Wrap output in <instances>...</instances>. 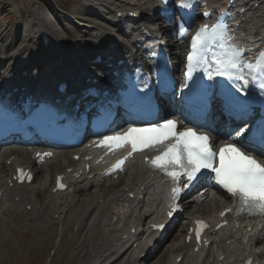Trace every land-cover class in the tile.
<instances>
[{
	"label": "bare ground",
	"instance_id": "6f19581e",
	"mask_svg": "<svg viewBox=\"0 0 264 264\" xmlns=\"http://www.w3.org/2000/svg\"><path fill=\"white\" fill-rule=\"evenodd\" d=\"M94 1H96L95 7H92L90 3V5L82 6L81 9H75L73 12L71 11L68 13L72 17L74 16L76 20H81V23L78 24L79 26L74 24L76 30H73L72 35H74V38L76 39L74 42H71L72 44L70 46L67 45L68 39H64L63 37H53V33L60 34L62 30H60V28L59 30L55 28V25L59 23L53 22L50 18L51 15H48L46 11H42L36 7L31 11H27L30 22L24 26V34L22 38H18L14 41L15 43L12 42L9 44L6 37L0 36V79L9 78L10 82L13 84L12 87L14 88L18 87L21 89V87L24 86L28 87V89H36L46 81L47 77L45 73H42L39 76L36 75L37 72L42 71L41 69L44 63L41 64V61L43 59L52 60L53 56L57 55L60 51H62V53H67V55L57 58L58 63L66 65L67 62L65 57L69 56L71 58L70 62L73 63L74 69H76V71L66 75L65 78L71 79L83 74L84 72H90L91 68H89V65L87 66L85 59L87 57L92 59L93 55L99 54L96 49L104 52L111 45L120 40V38L117 37V32L121 30L118 25L120 19L117 17V14L119 12H125L127 7H132V10L137 14L140 11L151 10L153 7V0H136L139 2L137 5H133L130 2L131 0L124 2L122 0L120 1L122 3H117L116 6L115 2L119 0H105L104 3L106 4L110 1L112 2L110 7H107V5L100 6L102 3L100 1L102 0ZM235 1V4L238 3L248 8V13L246 15L236 16L235 11L239 5L229 8L230 0H217V3L213 5H215V9L219 8L222 12L227 11V13H230L233 21L232 27L234 28L237 37L235 39L237 44L241 48L245 49L248 55L255 57L264 51V1ZM255 4H258L257 8H255ZM141 5H146L147 9L137 7ZM112 7H117V9L114 10ZM100 11H103L106 15L111 14V16L101 22L90 19L96 17L97 20H99L100 17L98 15ZM79 30L84 36L75 34V31ZM43 32L50 33L52 38L55 39V44H51V46L47 48L43 47L45 51H43V48L41 47L38 48V56L36 55L37 57L30 58L32 54L28 55L26 53V48L29 46L31 40H35L37 34H39L42 39ZM20 42H23V45L17 48L16 44H19ZM169 42L173 44V39H170ZM120 45L126 47L124 44ZM90 46L97 47L94 49L93 53L88 52ZM11 50H13L12 53ZM48 55H51V58L48 57ZM117 62L118 60L111 61L113 65ZM49 63L50 61L48 64ZM32 65L40 66L35 73L30 71ZM53 74L56 75V73ZM72 75H74V77H72ZM4 84H6V81L3 82L0 80V89L4 88ZM172 116H177V113L173 111ZM215 139L219 140V136H216ZM82 152L83 158L89 155L84 148H81L76 153L59 151L51 160L47 161L43 165H39L32 159L31 153H24L23 150H19L15 147H7L3 149V151L0 150V172L1 170H5L7 172L14 173V168L16 166H25L26 168H30L34 174L47 170L49 175L41 181L42 185L40 187L37 186L36 190H32V193L40 197L41 200L44 195L49 193L47 207L56 205L57 209L54 213L59 214V221L62 224L61 226L69 229L72 225H76L78 222L79 229L77 232V238L81 235L88 236L82 242V251H85L92 244V242L96 240L98 241L99 245L97 249L92 252V260H90L91 263L109 264L105 260H109V257L114 254L112 257V259H114L111 262L112 264H121L119 262L125 257H128V260L123 262L124 264H128L130 259H132L133 264H143L144 262L148 264L147 261L150 257L140 259L141 254L148 250L143 249V246L146 244L143 234H134V236H130L127 240H124L123 238L124 235L131 232L134 227L136 228V222L144 221V223H146L148 221L149 223H154L157 218H162L158 211L160 210L159 208L166 197L167 183L163 182V179L157 177L155 174H152L151 172L149 173V171L146 170L139 161H137L123 173L126 175L123 188L117 193L112 194L111 192V195L108 196L106 195V191H103L102 193V191H99L100 189L95 191H93L94 189L90 191V189L95 185H101L106 182L115 187L116 184L120 182L123 174L119 175L117 179H102L95 176L93 179L89 180L88 177L92 174L96 175L97 172H95L96 167L93 166V162H88L91 165L92 170L88 173H82L79 177L71 176L67 173L69 172L67 169L63 170L62 173H57L65 174L67 176L70 187L69 190L63 194H53L52 190L55 186L56 175L52 174L51 167L53 165H58L61 161H65L62 162L63 167L69 163H73L74 166H79L80 163L74 162L72 159L73 155ZM17 154L19 156H17ZM8 156H11L10 159H7ZM8 160H11L9 165L6 163ZM80 170L81 167H78L76 171L79 173ZM53 176L54 183L50 191H48V188L50 187V179ZM8 184V180L5 182L2 179L0 180V191H4L2 198H0V217H4V214L9 213L10 211L22 209L25 211L28 206H33L32 213H30L32 214L30 221L35 223L36 227H46L47 220L45 214H43L46 208H39L33 205L32 193H29L28 188L15 187L9 189ZM207 187L208 188L201 190V198L198 197L183 203L184 213L187 216H185V220L191 221L192 217L197 213L198 207H194L196 203L197 205L201 204L204 198L215 201L214 198L207 195L212 189L209 185H207ZM23 190L26 192L24 193ZM88 191L92 192V198H90L91 201L89 202V199H86V202H83L77 207V204L81 200L80 197H82L83 194L88 193ZM132 194H134L137 199H127V196H132ZM219 195H221L219 197H222L223 200L215 203L223 208L216 210L219 207L216 206V209L211 214V219L209 220L217 218L223 210L229 208V205L233 203V200L230 201L231 198L229 195ZM17 198H19V200H17ZM88 216H91V219L89 222H86ZM237 224L238 223L233 222V226ZM239 224L240 226L238 230L233 233V243L228 247H223V243H226L229 240L226 239L221 242L222 244L220 246L217 247V251L221 250V252H219V255L215 258V264H237L239 261H243L247 254L251 257L257 254L255 251L253 252V246L255 242L254 240H257L258 242V240L263 236V234L258 231L262 226L261 222H254L252 225H250V223H246L244 225L242 222H239ZM101 227L104 228V232L101 231ZM251 227V232H247V230ZM148 235L149 237L147 239L152 242L155 241V234L152 235V233H150ZM131 238L136 239V245H134V243L132 245L129 243ZM160 246L161 245L159 244L158 247ZM185 248L186 245H181L178 248H175V250H172V253L176 250H182ZM155 254L156 252L153 254L154 257ZM85 255H88V252L85 251ZM222 255L227 256L226 259L221 260L220 258ZM239 257L241 258L240 260L237 259ZM189 259H193V257H190Z\"/></svg>",
	"mask_w": 264,
	"mask_h": 264
},
{
	"label": "snow or ice",
	"instance_id": "6c2138e0",
	"mask_svg": "<svg viewBox=\"0 0 264 264\" xmlns=\"http://www.w3.org/2000/svg\"><path fill=\"white\" fill-rule=\"evenodd\" d=\"M179 7L190 9L193 4L191 0H180ZM181 30L183 31L182 27ZM231 41L223 17L211 29L207 25L201 26L192 39L191 52L187 56L184 86L187 87V81H193V75L198 70L206 74L208 80L223 77L232 85L235 92L221 85V110L246 121L247 114L256 101L242 99L241 96L248 95L249 77L264 96V52H261L254 62L248 61ZM214 48H218V51H213ZM240 81L244 83L241 84ZM210 87L212 86L203 85L202 80L193 81L192 84V90ZM211 103L212 98L209 95L203 101L201 121L193 127L184 125L182 130H178L177 120L166 119L163 123L150 127H129L126 131L104 135L96 143L112 150L130 146L128 156L118 161L113 170L121 169L134 153L162 146L161 153L147 160V163L177 185L172 189L174 200L182 191L178 186L181 178L187 184L211 179L219 188L239 199L240 208L237 215L264 218V117L258 122H252L251 128L246 121L234 132L229 131L225 136L226 143L214 148L215 138L199 130L210 127ZM260 105L264 108V100L260 101ZM42 155L50 157L52 154ZM205 172L214 176L206 177ZM20 174L23 178L22 170ZM28 179H31L30 175ZM60 187L63 188V185ZM172 207L174 211L179 210L175 203ZM199 227L204 228L205 225L200 223ZM196 234L199 239L200 232L197 231Z\"/></svg>",
	"mask_w": 264,
	"mask_h": 264
},
{
	"label": "rangeland",
	"instance_id": "374dc122",
	"mask_svg": "<svg viewBox=\"0 0 264 264\" xmlns=\"http://www.w3.org/2000/svg\"><path fill=\"white\" fill-rule=\"evenodd\" d=\"M87 1L91 3L94 0L92 1L89 0H85V1L84 0H0V36L6 37V40L8 41L9 44L14 42L18 38H22L24 34L23 32L24 26L30 22V19H28L29 15L27 11H31L35 7L37 9H41L42 11H46V7H47L49 10L46 11V13H48V15H52L50 8H52L55 11L57 9L60 11L61 6L69 4L66 6L73 5L72 7H69V11H74L75 9L76 10L81 9L82 6L89 5ZM109 3L111 4L112 2L110 1ZM116 5H117V1L115 2V6ZM107 7H110V5L107 4ZM137 7H141L142 9H147L146 5H141ZM100 15L105 16L106 14L100 12L98 16ZM107 16H111V14H108ZM57 22L60 24L59 21ZM59 24L55 25V28L58 30L59 28H64V31L62 30L60 34L53 33L52 34L53 37L54 38L63 37L64 39L68 38L69 44H71V42H74L73 39L74 35H72L73 30H76V27H74L73 25L74 22L73 24H71L69 23V21L65 20L63 25L62 24L59 25ZM75 32L76 35L79 34L84 36L83 34L80 33V30ZM36 38L35 40L34 39L31 40L32 43L30 42L28 46L29 50L28 47L26 48L27 54L28 55L32 54L31 58L36 57L38 53V48L41 47L40 44L41 41H39L40 40L39 34L36 35ZM16 45L17 48H19L20 46L23 45V42L22 43L20 42L19 44ZM62 162L65 161H61L59 162L60 164L51 167L52 174L55 175V173L56 174L58 172L62 173L63 170H66L68 168H69L68 170L71 169L70 166L73 165L72 163H69L63 167ZM5 172H6L5 170H1L0 180L1 179L5 180L6 175H8V172L6 173ZM48 174L49 172L47 170L41 173L34 174L36 178L34 180V184L28 188H30L31 190L33 189L36 190L37 186L40 187L42 185L41 181L46 176H48ZM125 179L126 177H123V179L120 181V183H118V186L114 190L112 187L107 185L108 183H105L106 185L103 184L104 186L102 185L100 190L102 191V193L103 191H106V195L111 194V192L117 193L123 188L124 185L123 183H125ZM95 188L96 187H94L93 189L94 190L98 189ZM198 192L199 191H195V193L191 194L189 198L191 200L198 197L201 198L200 197L201 194L200 192L199 193ZM207 195L214 198L215 201H211L204 198L201 204L197 205L196 203L194 207H198V209H197V213L192 217V220L197 217H203V218L206 217V219H210L211 214L216 209V206H219L215 202H220L221 200H223L222 197H219V195L214 194L213 192H209ZM44 196L42 197L41 200L40 197L32 193V198H33L32 201L34 206L39 208L40 207L46 208L43 214H45L46 216L47 228L36 227V224L30 221L32 217V214L30 213H32L31 210L33 209L32 208L33 206H28L25 211L23 209H22L23 211L22 210L10 211L9 213L4 214L5 215L4 217L3 216L0 217V264H95V263H91L90 260H92L93 250L97 249L99 245L98 241L96 240L92 242V244L85 250L86 252H88V255H85V251H82L83 248L81 245L83 240L88 236L81 235L79 238H77V232L79 229L78 222L76 223V225H72L69 229H66L65 227L61 226L62 224L59 221L58 215H55L54 213L55 210L57 209L56 205L52 207H47L49 193ZM90 198H92V192L88 191V193H85L82 195V197H80L81 200L79 199L80 202L77 204V207L81 205L83 202H86L87 201L86 199H89L90 202L91 201ZM222 208H223L222 206H219L216 210H220ZM185 216L186 215L184 214L183 216H181L179 223L173 230L174 232L170 234V236L166 240L167 242L165 241L162 244V246L158 248L159 251L158 252L155 251L157 253L155 254V257L153 256L152 259L148 261L149 264H175L176 263L175 259H177L178 257L187 256L189 254L188 250L187 251L185 250L186 251L185 252L183 249L176 250L172 253V250H175V248L184 245L182 243H184L183 237H184V233L186 232V228H187L186 226H189L192 223V221L185 220ZM90 219L91 216H88L86 222H89ZM101 231L104 232L103 227H101ZM257 250H259V248H257ZM211 253H212V248L209 252L208 258H205L206 262H204L203 264L214 263L215 259L214 260L211 259L212 258ZM113 256L114 254H112L109 257V260H105V261L108 262L109 264H112L111 262L114 260L112 259ZM127 260L128 257H125L119 263L124 264L123 262ZM186 261L187 260L182 261L181 264H186L187 263ZM128 264H133L132 259L129 260Z\"/></svg>",
	"mask_w": 264,
	"mask_h": 264
}]
</instances>
